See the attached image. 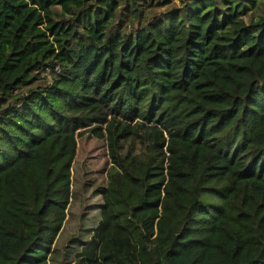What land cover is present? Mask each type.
I'll use <instances>...</instances> for the list:
<instances>
[{
	"label": "trees",
	"instance_id": "trees-1",
	"mask_svg": "<svg viewBox=\"0 0 264 264\" xmlns=\"http://www.w3.org/2000/svg\"><path fill=\"white\" fill-rule=\"evenodd\" d=\"M257 1L0 0V264H50L89 133L112 168L74 264H264Z\"/></svg>",
	"mask_w": 264,
	"mask_h": 264
},
{
	"label": "rangeland",
	"instance_id": "rangeland-1",
	"mask_svg": "<svg viewBox=\"0 0 264 264\" xmlns=\"http://www.w3.org/2000/svg\"><path fill=\"white\" fill-rule=\"evenodd\" d=\"M164 10L156 9L157 12ZM263 14L264 0H258L245 19L249 21L252 17ZM111 168L112 163L103 140L90 133L78 138L77 152L71 169V203L66 221L53 246L50 264H74L75 256L82 245L90 240L93 230L101 220V191L108 185Z\"/></svg>",
	"mask_w": 264,
	"mask_h": 264
}]
</instances>
